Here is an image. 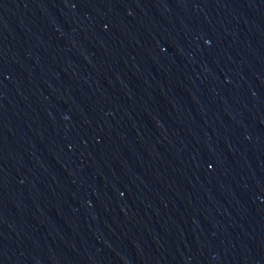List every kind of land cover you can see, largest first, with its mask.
Instances as JSON below:
<instances>
[{
  "label": "water",
  "instance_id": "water-1",
  "mask_svg": "<svg viewBox=\"0 0 264 264\" xmlns=\"http://www.w3.org/2000/svg\"><path fill=\"white\" fill-rule=\"evenodd\" d=\"M0 264H264V0H0Z\"/></svg>",
  "mask_w": 264,
  "mask_h": 264
}]
</instances>
